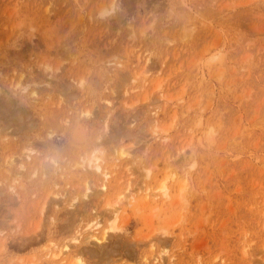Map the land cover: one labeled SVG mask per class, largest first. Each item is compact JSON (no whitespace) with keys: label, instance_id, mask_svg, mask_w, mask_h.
Returning <instances> with one entry per match:
<instances>
[{"label":"rangeland","instance_id":"1","mask_svg":"<svg viewBox=\"0 0 264 264\" xmlns=\"http://www.w3.org/2000/svg\"><path fill=\"white\" fill-rule=\"evenodd\" d=\"M0 264H264V0H0Z\"/></svg>","mask_w":264,"mask_h":264},{"label":"bare ground","instance_id":"2","mask_svg":"<svg viewBox=\"0 0 264 264\" xmlns=\"http://www.w3.org/2000/svg\"><path fill=\"white\" fill-rule=\"evenodd\" d=\"M27 157H28V156H27ZM12 163H13V162H12ZM22 168H23V167H22ZM97 241H98V240H97ZM99 242H100V241H99ZM99 242H98V243H99Z\"/></svg>","mask_w":264,"mask_h":264}]
</instances>
